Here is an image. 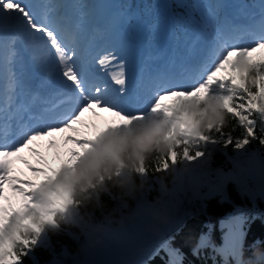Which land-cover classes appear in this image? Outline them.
I'll return each instance as SVG.
<instances>
[{
  "label": "snow or ice",
  "instance_id": "1",
  "mask_svg": "<svg viewBox=\"0 0 264 264\" xmlns=\"http://www.w3.org/2000/svg\"><path fill=\"white\" fill-rule=\"evenodd\" d=\"M86 15L81 13L74 28L62 26L48 16L38 22L25 0H0V31L8 21H17L26 35L42 46L39 55L30 56L34 65L40 71L51 65L57 76L54 89L45 92L51 84L52 73H48L32 91L25 79L23 61L11 46L16 38L10 40L4 61L7 81L0 89V264H23V258L31 255L46 230L60 229L61 216L79 214L80 202L64 186V174L88 159L98 144L132 135L151 121L161 122L168 136L175 138L168 154L155 160L156 173L181 162L191 165L206 155L208 144H223L252 157L247 169L237 166V171L225 174L228 180L246 183L258 177L264 185V159L248 154L246 148L256 139L264 146V135H256L258 123L264 133V4L258 30L246 29L250 41L242 46L234 42L222 44L191 84L158 81L146 106L135 109L126 106V59L114 49H104L90 61L82 57L81 32ZM66 31L71 34L70 42L65 39ZM244 58L250 61V75L255 78L251 86L247 77L242 78L243 84L235 83V69ZM101 75L106 78L100 79ZM198 96H202L201 103L220 100L227 117L234 118L242 128V135H226L224 126H220L192 136L191 128L182 126L181 116ZM102 112L108 114L102 128L85 119V113L99 116ZM49 151L51 159L47 158ZM30 157L35 158V163ZM17 164L24 165L26 172ZM136 172L148 176L143 164ZM116 174L121 176L123 172L117 169ZM100 182H104L102 178ZM144 199L141 196L137 201L140 219L145 216L141 203ZM12 228L19 233L17 240L11 247H4V238Z\"/></svg>",
  "mask_w": 264,
  "mask_h": 264
},
{
  "label": "trees",
  "instance_id": "2",
  "mask_svg": "<svg viewBox=\"0 0 264 264\" xmlns=\"http://www.w3.org/2000/svg\"><path fill=\"white\" fill-rule=\"evenodd\" d=\"M183 1L189 4V9L197 17L191 5V0H172L170 11L171 17H176L179 11V3ZM154 0H121L122 10L132 13L138 9L139 15L152 18ZM185 16V14H183ZM253 90L254 86H253ZM242 128L237 125V121L231 116L228 117L227 124L223 127V132L227 135L239 137L242 135ZM215 135V133H213ZM257 137L264 135L260 131L258 123L256 129ZM206 146V155L211 156L214 167L229 168L240 162L237 156L239 152L234 151L230 145L227 148L223 144ZM248 154H256L260 159H264V146L259 144V139L253 140L247 146ZM223 152V153H221ZM247 162L242 160L244 167L250 166L252 157L246 156ZM155 159L148 162V185L144 191L142 202L151 201L158 194L157 177L165 175L168 182V195L164 197L162 205L158 206L167 210L169 223L158 224V232L146 231V225L150 222V217L142 209L145 215L140 219V210L137 209V200L130 201L128 213L120 208L118 202L110 199V195L105 194L100 197L106 202L107 207L118 208V213L124 215V225L122 228L114 231L125 232L134 235L138 241L147 248L154 250L146 264H224L223 256L228 257V264H232L233 255L238 254L241 245L243 246L244 256H252L250 245L259 241L258 247L264 252V185L259 178L248 182L250 189L239 184H228L220 187L216 182L219 194L202 202L185 198V195L178 191V196L174 195L175 173L162 171L156 173L154 170ZM175 168L177 171L181 168L178 163ZM115 191V190H114ZM138 196L137 199H140ZM165 202L167 206L165 207ZM136 213L132 215L131 213ZM99 217L100 213L97 212ZM222 223L224 224L222 226ZM113 227L114 226H110ZM201 235H209L210 239L205 238L204 247L197 250L193 255V249L196 246L197 239ZM82 238H76V230L62 227L57 233L46 230L42 234V241L34 247L30 256L23 258V264H56L64 255L75 257L70 264H92L89 256L79 250V244ZM215 246H218V250ZM222 254V255H221ZM264 264V261H261Z\"/></svg>",
  "mask_w": 264,
  "mask_h": 264
},
{
  "label": "clouds",
  "instance_id": "3",
  "mask_svg": "<svg viewBox=\"0 0 264 264\" xmlns=\"http://www.w3.org/2000/svg\"><path fill=\"white\" fill-rule=\"evenodd\" d=\"M250 61L247 58L241 59L237 64L234 75L235 83L243 84V77H247L248 85L251 86L255 78L250 75ZM202 96H198L195 102L187 105L186 111L181 116L182 126L190 127L192 136L206 133L209 129L225 126L228 121L224 110V104L220 100L209 99L203 103ZM191 140V137H190ZM175 143L174 137H169L165 126L159 121H151L141 127L138 131L129 136H118L107 142L98 144L95 151L80 163L77 167L67 172L62 177L64 186L71 189L75 199L80 202L79 214L70 212L67 217L61 216L58 220L60 229H51L54 234L62 227L76 230V238H82L79 244L80 251H88L101 243L103 239L109 238L114 230L124 225V215L118 213L117 207L108 208L106 202L100 199L102 195L109 194L110 199L118 202L120 208L128 213L130 201L136 200L143 195L148 185L149 177L140 176L136 169L153 159L163 158L168 154ZM211 156L202 163H209ZM117 169L123 175L117 176ZM189 166L181 162V172H187ZM170 173H176L175 167L169 168ZM101 178L103 183L100 182ZM158 194L151 201H145L144 211L150 217L146 225V231L158 232V224L169 223L167 210L158 207L162 205L163 199L168 195L167 177L162 175L156 178ZM95 185L93 190L92 186ZM115 190V191H114ZM100 216L97 217L96 213ZM136 215V213H131ZM27 223V222H25ZM110 226H114L110 227ZM19 233L15 228L6 234L4 247H11L17 240ZM209 235H201L197 239L193 249V255L197 250L206 244L205 238ZM257 241L250 245L252 256H244L243 246L238 254L233 255L232 264H261L264 261V252L258 247ZM218 250V246H215ZM222 255V254H221ZM224 264H228V257L223 256Z\"/></svg>",
  "mask_w": 264,
  "mask_h": 264
},
{
  "label": "rangeland",
  "instance_id": "4",
  "mask_svg": "<svg viewBox=\"0 0 264 264\" xmlns=\"http://www.w3.org/2000/svg\"><path fill=\"white\" fill-rule=\"evenodd\" d=\"M25 2L31 6L32 11L34 3L37 8L41 6L43 7V10L41 11V18L38 22H42V20L46 16L56 22L59 20L55 18L56 15H50L51 12L56 10H51L50 8H48V5L43 6V3H41L39 0H25ZM48 4L51 5L52 2ZM81 5H83V7H81ZM162 5V9L167 6V4L165 3H162ZM195 5L200 15L199 21H194L193 18H189L188 25H186L183 31L179 32L178 30L171 31L167 27H165V25H162L163 27L156 32H152V35H150L152 39H150L149 44V57L146 64L147 68L151 67L152 62H159L161 64L165 63L166 65L173 64L177 67H181V62L187 64V61H198L203 47L215 48L217 46V48L220 49L222 45L221 40H223V36L225 35V32L222 29V20L220 16V10H222L223 8L229 7L233 9L240 17H245L247 20H249V18L251 17V12L261 13V10L257 9L258 5H251L250 1L246 6L247 8L244 7V11L241 12H238L240 6L238 0H195ZM88 8L89 5L87 3V0H79V3L74 7L75 15L79 16V18H77V22L80 20L82 12L87 13V15L84 17L83 26L86 22V18L91 14V10L90 8ZM15 22L18 23L17 21ZM139 24L140 22L136 19H131L129 27L131 28L130 30L134 35L140 30H143V27H141V24ZM6 29L7 30L5 32H0L1 38H12L17 36V34H15L13 30L9 28ZM209 34L211 35V38H214V41L217 42V45L209 40ZM9 35H11L12 37ZM100 39L101 38H96L95 41L91 40V49L94 50L93 56H95L97 53L102 52L104 49L110 48L109 46H105L106 44L99 47L98 42L100 41ZM91 41L88 40L87 42ZM211 45L212 47H210ZM116 48L118 54H120L126 60L129 59L128 47L123 42L118 43L116 45ZM214 55L215 53L212 56ZM1 60L4 62L6 60V57L2 56ZM107 115V113L103 112L100 113L99 116H92L91 113H85V119L93 121L98 118V122H93H95L102 128L105 124ZM67 147L71 148L73 147V145L68 144ZM25 155L28 154L25 153ZM237 156L241 159V161L245 160V162H247V154H245L243 150L240 151ZM207 157L209 156L205 155L198 161L192 162L191 165H188L189 170L187 172H181L179 170L175 173V196H178V191H181L185 195V198L202 202L219 194L218 187L216 185H212V182H216L220 187H224L228 184L236 185L240 183L238 181L228 180L225 174L230 175L233 172L237 171V166L245 168L244 164L241 161L239 163L235 162L236 165L229 168H222L214 167L211 163V159L209 163H202ZM30 159L33 163H35V158L30 157ZM241 184L244 185L247 191L250 189L248 182ZM223 225L224 224L222 223V226ZM112 234H115L118 238H120L123 242L122 246L130 249L132 253H125V258L119 259L118 254H115L113 250L112 252L109 250H102L97 244L91 250L83 251L86 256L90 257L92 264H127L128 260L126 258H129L132 264H143L146 257L150 258L153 252L151 251L152 248L145 247L138 241V238L136 236L118 231H113ZM135 248H139L140 251H137V249ZM74 259L75 257L73 256L64 255L56 262V264H70V262L74 261Z\"/></svg>",
  "mask_w": 264,
  "mask_h": 264
},
{
  "label": "bare ground",
  "instance_id": "5",
  "mask_svg": "<svg viewBox=\"0 0 264 264\" xmlns=\"http://www.w3.org/2000/svg\"><path fill=\"white\" fill-rule=\"evenodd\" d=\"M92 4L99 3L101 5V9H98L93 12L94 14V19L93 23L100 27V28H106L107 29V39L105 42L109 44L117 43L121 41V35L120 33L115 29L113 23H116V18L115 15L113 14V9L110 8V0H101L98 2L97 0H89ZM64 8L66 10V14H69L70 8H69V0H65L64 3ZM88 18V22H89ZM108 28H107V27ZM9 28L17 34L16 42L15 44L11 45L15 50L22 48L21 43L19 44L20 40L24 41V49L27 51L28 55V60H27V65L32 67L33 71L32 74L36 76L39 79L38 84L42 79L45 78V75L48 73H52V75L49 77L51 80V84L49 85V88L45 90V92L54 89L56 87V81H57V76L55 75V68L49 65L44 71H40L37 69V67L34 65L33 61L30 59L31 54H36L39 55L42 52V46L40 45L39 41H32L24 32L23 28L20 26V24L16 23L15 21H8L5 26L4 30L2 32H5ZM1 32V31H0ZM1 39L0 37V48L4 51L6 50L8 52L9 50V45L7 44V38ZM104 42V43H105ZM83 43V42H82ZM81 43V47H82ZM82 57L85 59V61L88 60V58L91 56L90 51H82ZM136 50L132 47H130V56L129 60L127 61V73H128V80H135L134 76V70H135V62H134V55H135ZM1 58V57H0ZM25 68V66L23 65ZM17 71H19V68H17ZM106 77H103V75L100 76V79H105ZM95 122H98V118L93 120ZM47 158L51 159V151L48 152ZM17 168H20L26 172V169L24 168V165L22 164H17ZM30 175V174H29ZM123 242L120 238H118L115 234H110L109 238L103 239L101 243L98 244V246L102 250H109L112 252L114 251L115 254H118L119 259H124L126 255L125 253H132L129 249L125 248L122 246ZM137 251H140L139 248H135ZM127 264H132L131 260L129 258H126ZM125 259V260H126Z\"/></svg>",
  "mask_w": 264,
  "mask_h": 264
},
{
  "label": "water",
  "instance_id": "6",
  "mask_svg": "<svg viewBox=\"0 0 264 264\" xmlns=\"http://www.w3.org/2000/svg\"><path fill=\"white\" fill-rule=\"evenodd\" d=\"M221 153H223V152H221ZM224 154V153H223ZM146 259V258H145Z\"/></svg>",
  "mask_w": 264,
  "mask_h": 264
}]
</instances>
